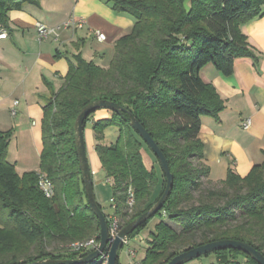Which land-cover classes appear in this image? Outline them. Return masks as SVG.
<instances>
[{"label": "trees", "instance_id": "1", "mask_svg": "<svg viewBox=\"0 0 264 264\" xmlns=\"http://www.w3.org/2000/svg\"><path fill=\"white\" fill-rule=\"evenodd\" d=\"M39 1L0 0V25L7 24L10 11ZM113 9L135 23L116 42L108 68L76 56L62 86L42 107L39 171L53 185L52 198L38 188L35 172L15 173L6 160L12 132H0V264L82 258L88 253L65 246L99 239L84 193L76 120L85 107L102 100L139 121L164 154L173 178L160 210L129 236L154 217L160 220L140 264H166L184 251L222 240L245 243L264 257V160L244 177L229 168L218 189L193 196L209 174L198 138L201 117L217 118L224 108L199 72L212 65L230 76L235 59L253 56L239 26L264 15V0H113ZM108 112L106 120L94 123L95 151L111 181L122 229L154 206L166 180L144 166V142L130 127L128 113ZM111 126L118 128L116 142L100 144L103 130ZM128 188L134 192L132 207L126 205ZM163 218L180 226V232ZM210 254L223 262L240 256L256 264L233 249ZM88 264L101 263L98 258Z\"/></svg>", "mask_w": 264, "mask_h": 264}, {"label": "crops", "instance_id": "2", "mask_svg": "<svg viewBox=\"0 0 264 264\" xmlns=\"http://www.w3.org/2000/svg\"><path fill=\"white\" fill-rule=\"evenodd\" d=\"M70 17L83 19L84 27L64 29L63 23ZM36 23L55 28L58 40L38 41ZM134 23L130 15L114 11L113 0H40L38 4H25L20 10L8 13L7 24L0 25V33L7 35L0 39V132H12L6 160L18 176L40 173L42 107L62 86L75 57L79 55L100 68H108L116 42L131 33ZM94 30L105 39L98 40ZM239 30L253 56L235 59L230 76H223L210 65L200 71L201 79L214 88L224 106L217 118L201 117L198 134L204 162L209 168L208 179L213 182L223 181L229 168L244 177L264 160V15L241 24ZM14 101L18 102L15 106ZM12 109L16 112L14 116ZM108 117L107 110H97L83 129L93 191L105 218L115 211L111 202L112 184L106 182L95 151L98 141L93 126ZM246 119L250 120V126L244 130L241 122ZM110 129L113 137L106 129L100 144L108 146L113 144L108 142L114 136L118 137V128ZM146 151L142 146L143 164L148 169ZM104 184L111 185V189ZM162 220L167 222V218ZM159 222L153 218L140 231L143 234L149 230L148 244ZM128 239L130 243L134 236ZM134 259L128 253L127 256L119 253L118 264H140L141 260ZM237 259L240 261L242 257ZM208 260L212 264L220 258L213 255L204 261Z\"/></svg>", "mask_w": 264, "mask_h": 264}, {"label": "water", "instance_id": "3", "mask_svg": "<svg viewBox=\"0 0 264 264\" xmlns=\"http://www.w3.org/2000/svg\"><path fill=\"white\" fill-rule=\"evenodd\" d=\"M104 109L111 111L122 116L123 113H128L125 109L118 106L117 104L109 101H99L95 104L85 107L81 113L78 115L76 124V135H77V153L80 161V168L82 173V181L84 185V193L89 209L95 216L98 225H99V242L98 247L92 252L88 253L86 256L74 260H43L37 261L29 264H88L92 261H95L100 257V255L107 251V264H117V259L119 253L123 246V240L130 236L135 229H137L143 222L147 221L149 218L155 215L156 212L160 210L164 201L170 195L173 186V178L168 168L167 160L159 149L157 144L151 138L147 130L139 123V121L131 114L129 115V125L130 127L140 136L144 144L155 156L156 160L159 163L162 174L165 177V187L164 190L156 201L154 206L144 214H142L136 221L128 224L119 230L117 236L111 240L108 232V225L105 218V215L101 211L94 195L92 180L90 176L89 165L87 161V156L84 146V137H83V122L93 112L97 110ZM233 249L239 251L254 261L256 264H264V257L261 253L256 251L251 246L237 241L232 240H222L204 244L190 250L184 251L174 258H172L166 264H187L188 262L197 259L201 256L208 255L213 252L225 251Z\"/></svg>", "mask_w": 264, "mask_h": 264}, {"label": "built area", "instance_id": "4", "mask_svg": "<svg viewBox=\"0 0 264 264\" xmlns=\"http://www.w3.org/2000/svg\"><path fill=\"white\" fill-rule=\"evenodd\" d=\"M85 25V21L81 18H73L70 17L69 19H67L64 23H63V28L64 29H81L83 28ZM35 29H36V36H37V40L38 41H43V40H47V39H53V40H58V34L55 28H51V27H47L46 25L42 24V23H36L35 24ZM93 33L95 34V36L97 37L98 40L103 41L105 39V36L100 33L99 31L94 30ZM6 33L5 32H1L0 33V39H5L6 38ZM17 101H14V106L17 105ZM16 114L15 110L12 109L11 110V115L14 116ZM250 126V120L246 119L243 120L241 122V127L246 130L248 129ZM107 183H111V181L109 179L106 180ZM37 185L38 188L40 189V191L43 193L44 197L47 199L52 198L53 196V185L51 183V181L46 177L45 174H43L42 172L37 174ZM112 202V206L114 208V201L113 199L111 200ZM134 204V192L131 188H128L127 190V198H126V205L128 207H132ZM115 210V208H114ZM164 214V212H163ZM107 221V225H108V232H109V237L111 238V240H113L120 228H119V219L117 217V215L114 213H112L110 216H108L106 218ZM99 238V237H98ZM98 242L99 239L93 237L90 238L86 241L83 242H74V243H70L68 244L66 247L67 250L72 251V252H82V253H90L93 250H95L98 247ZM129 245V239L128 237H126L123 240V246L122 247H127ZM128 255L129 257L132 259L135 258V251L129 249L128 250ZM107 251L102 253L99 257V262L101 264H107ZM214 264H248V261L246 258H242L240 261L237 260L236 258H230L227 262H223L221 260L217 261Z\"/></svg>", "mask_w": 264, "mask_h": 264}, {"label": "rangeland", "instance_id": "5", "mask_svg": "<svg viewBox=\"0 0 264 264\" xmlns=\"http://www.w3.org/2000/svg\"><path fill=\"white\" fill-rule=\"evenodd\" d=\"M212 66V65H210ZM199 76H200V72H199ZM110 128H113L112 126L111 127H107L106 129H109L108 130V135H111L113 137V133H112V129ZM105 129V130H106ZM103 130V133L104 131ZM117 140V136H114V138H112L111 142H108L109 144L110 143H115ZM111 145V144H110ZM84 146H85V142H84ZM144 149H146V154L148 155V169L151 170L153 169L159 176L163 175L162 174V171L160 169V166H159V163L158 161L156 160L155 156L152 154V152L148 149V147L144 144ZM195 164V162H194ZM103 177V176H102ZM104 180V178H103ZM200 187L199 189L193 193V196L196 198L199 194H202L204 193L205 191L207 190H211V189H218L221 185L219 184V182H213L211 180H207L206 178H201L200 179ZM105 188H107L108 190L111 189V185L109 184H104ZM156 219H158V217H154ZM166 224H168L173 230H175L176 232H180L181 230V227L178 226L177 224H175L174 222L170 221L169 219H167V222ZM149 236V230L147 229L145 231V233L143 234H140V232L137 234V235H134V239H131L129 245L127 247H124L121 251H120V256L124 255L127 256V253H128V250L129 249H133V250H136L137 254L135 255V259L134 261L136 260H142L146 254V251L149 247V244L146 242L147 241V237ZM210 256H213V254H208V255H205V256H201L197 259H194L190 262H188L187 264H191L192 262L196 261L198 262V264H200V262L202 261L203 263L205 264H210L209 260L208 261H204L205 259L209 258ZM131 259V258H130ZM216 262H212V264H214Z\"/></svg>", "mask_w": 264, "mask_h": 264}]
</instances>
